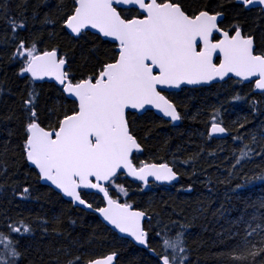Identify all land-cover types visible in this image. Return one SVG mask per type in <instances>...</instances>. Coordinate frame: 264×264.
<instances>
[{
  "label": "snow or ice",
  "instance_id": "1",
  "mask_svg": "<svg viewBox=\"0 0 264 264\" xmlns=\"http://www.w3.org/2000/svg\"><path fill=\"white\" fill-rule=\"evenodd\" d=\"M0 65L18 82L0 80V264H193L187 218L156 203L153 186L177 188L181 165L200 179L217 138L241 145L218 157L237 192L264 182V168H246L264 162V123L257 137L247 115L226 122L219 99L185 159L158 151L192 140L179 130L201 112L186 105L218 86L228 104L264 115V0H0ZM161 123L172 135H156ZM53 195L70 210L21 209ZM169 213L185 221L175 232ZM256 219L228 233L236 264L264 261V212ZM130 247L139 255L125 258Z\"/></svg>",
  "mask_w": 264,
  "mask_h": 264
},
{
  "label": "trees",
  "instance_id": "2",
  "mask_svg": "<svg viewBox=\"0 0 264 264\" xmlns=\"http://www.w3.org/2000/svg\"><path fill=\"white\" fill-rule=\"evenodd\" d=\"M5 77L8 78L7 82L10 87H15L18 83L13 77L12 68H5V66L0 65V80ZM44 91H50L47 85H45ZM222 91L218 86V91L197 94L195 99L186 105L187 110L190 112L196 113L198 109L201 112L197 120L189 118L184 121L183 126L179 130L180 132H187L192 137V140L189 141L186 137L176 136L169 145L172 151L169 152L167 148L158 149L160 156L165 157L169 161L174 158H178L181 161L185 159L195 145L200 144L204 139L203 137L197 138L194 133L206 131L211 118V106L217 103V99L225 103L226 122L230 123L236 118L247 115L249 119L248 129L250 132H255L257 137H259L260 124L264 123V115L252 116L248 112L247 105L243 106V111L240 108L233 107L224 101L223 96L219 95V92ZM205 108H207V115L203 114ZM156 135L164 138L172 135V132L167 125L161 123ZM0 139H3V137H0ZM247 142L249 141L246 140L245 143ZM159 143L160 141L153 140L152 146L158 148ZM177 144H180L185 150L183 155L176 151ZM210 144L211 147L208 151L215 152L216 158L205 154L197 162L195 171L200 176V179H197L192 174L190 166L181 165L180 172L182 176L177 188L167 185H154L152 191L149 192V196L156 203L161 198L169 201L177 213L187 218L189 226L186 241L187 246L191 248L193 264H197V262L198 264H236L232 259V256L236 254L235 251H229L232 246V240L228 233L241 229L240 217L252 221L253 214L256 213L257 219L253 222V226L259 221V214L264 212V209H258L259 201L264 200V182L259 180L249 182L242 190L237 192L234 189L236 181L233 180L230 183L224 175L226 171H231V169L226 161L221 162L218 157L224 153L238 152L241 145L233 143L231 139L218 138L213 139ZM257 167L264 168V162L257 161L255 164L246 165L249 173L257 169ZM189 184L192 187L191 192L177 190L181 187L187 188ZM41 191L47 192V189L42 187ZM143 199L147 200V197ZM55 200L56 197L53 195L51 199L33 202L26 208L21 206V209L25 215H32L33 217L46 214L52 215L53 213L58 215L61 208H63L65 213L70 210L67 204L60 205L55 203ZM5 206L8 207V205ZM201 209L203 210L202 212L200 211ZM153 210H157L155 204L153 205ZM169 216H171L170 213L167 215L162 214V219L168 225L170 232L178 230L173 225V221L179 220L180 223H185L184 220H180L179 216H171V219H169ZM242 235L243 232L241 230ZM157 250H160L158 245ZM138 255V250L131 247L125 251V258ZM255 264H264V261L257 258Z\"/></svg>",
  "mask_w": 264,
  "mask_h": 264
},
{
  "label": "water",
  "instance_id": "3",
  "mask_svg": "<svg viewBox=\"0 0 264 264\" xmlns=\"http://www.w3.org/2000/svg\"><path fill=\"white\" fill-rule=\"evenodd\" d=\"M38 83H40V82H38ZM167 186H171V185H167Z\"/></svg>",
  "mask_w": 264,
  "mask_h": 264
}]
</instances>
